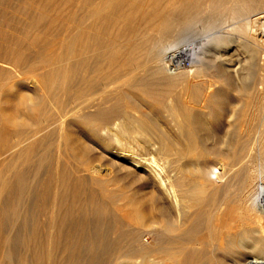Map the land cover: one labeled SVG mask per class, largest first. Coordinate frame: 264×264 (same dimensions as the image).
Here are the masks:
<instances>
[{
    "label": "bare ground",
    "instance_id": "6f19581e",
    "mask_svg": "<svg viewBox=\"0 0 264 264\" xmlns=\"http://www.w3.org/2000/svg\"><path fill=\"white\" fill-rule=\"evenodd\" d=\"M260 6L0 0V264H264Z\"/></svg>",
    "mask_w": 264,
    "mask_h": 264
},
{
    "label": "rangeland",
    "instance_id": "374dc122",
    "mask_svg": "<svg viewBox=\"0 0 264 264\" xmlns=\"http://www.w3.org/2000/svg\"><path fill=\"white\" fill-rule=\"evenodd\" d=\"M229 6H231V4H229ZM258 10V11H257ZM256 11H255V13H257V12H261L262 14L264 13V8H263V6H260L258 9H257ZM56 11H58V13L60 14V15H62V14H66V11H68V8H67V5H65L64 3H61V5L57 8V10ZM64 12V13H63ZM255 13H253V14H255ZM261 13H259L258 15H256V16H260V15H262ZM256 16H253V18H255ZM7 25V27H8V30L9 29H14L15 27H16V29H17V31H12V32H10L9 31V33L7 34L8 35V37L10 38V39H15L17 36L18 37H25V35L27 34L26 33V31H22V29H19L20 27H21V25H18L17 23H15V22H13V21H11V20H9L8 21V23L6 24ZM63 26H68V23L67 22H65L64 24H62ZM18 26V27H17ZM7 29V28H6ZM7 30V31H8ZM234 32V31H233ZM15 33V34H14ZM237 32H234V35L236 34ZM14 34V35H13ZM17 34V35H16ZM30 34V33H29ZM31 34H32V32H31ZM32 35H34V34H32ZM55 36L54 37H56V39H55V42H59V40H61L62 39V36H63V33L62 32H59L58 34H54ZM35 36V35H34ZM41 36H43V37H47L48 38V43H47V48L49 47L50 48V51H52V50H54V48H57V45L55 46L54 44H55V42L54 41H52L51 39H52V36H50L49 34L48 35H45L44 33H41ZM17 37V38H18ZM193 41V44H194V46L195 47H199L200 46V41H199V39L198 38H196V39H194V40H192ZM58 44V43H57ZM174 52V51H173ZM173 52H171V54L173 53ZM179 52V51H178ZM168 53V55L170 56V53H169V51L167 52ZM167 53H166V55L165 56H167ZM177 52H175V53H173V54H176ZM230 53V54H229ZM172 54V55H173ZM228 55H231L232 54V50H229V52L227 53ZM259 54V53H258ZM256 55V60L258 61V60H260V62L261 63H264V53H261V54H259V55ZM182 56V53H181V55H176L175 57H173V59H171V61L169 62L170 64L169 65H167L168 67L170 66L171 68H173L174 66H176V65H178L179 64V68H180V70H188L189 68H190V61H188L187 59H184V58H182L181 57ZM178 57H181V58H178ZM175 58H178V59H176V63L174 62V59ZM178 60V61H177ZM263 61V62H262ZM170 68V69H171ZM232 73V72H231ZM231 75V77L233 78V80L234 81H237L238 80V78H237V76H233L232 74H230ZM254 77H255V75H253ZM2 77H4V76H2ZM23 79H25L26 80V82H29L30 83V80H29V76H24L23 77ZM251 84H253V82L251 83ZM250 84V85H251ZM255 85V84H254ZM257 86V89H261V90H263L264 89V86L263 85H261V84H259V85H256ZM260 87V88H259ZM5 88L7 89V90H12V88H11V84L10 85H8V86H5ZM26 93H30V92H26ZM234 93V94H233ZM232 94H233V96H235L234 97V100L237 102V107H238V110H243L244 109V107H243V105L245 104V103H247V102H249V100L247 99V98H245V97H242L241 95H240V93H239V91H237V92H233ZM243 107V109H242V107ZM239 107H241V108H239ZM243 117H246V116H243ZM8 129H11V127L10 126H8ZM57 135V137H58V134H56ZM59 137H60V134H59ZM60 139V138H59ZM76 139H80L81 141H83V138H81L78 134H74V133H72L71 135H69V136H67V138L65 139V141L64 140H62V141H59V144H57L59 147H57V145H56V147H55V149L53 150V152H52V156H58V154H59V150H62L63 149V145L64 144H66L65 146H68V153H69V155L68 156H65V155H60V158H61V160L62 161H64V162H66V161H78L79 163H81V165H82V167H86V168H89L92 164H90V162H85V161H82V160H80V157H78L79 156V154L78 153H76L75 152V150L73 149V145H71L72 144V142H75V140ZM85 140V139H84ZM63 142V143H62ZM58 152V153H57ZM62 156V157H61ZM73 163V162H72ZM118 187V185H116L115 184V182L114 181H112V183H110V185H108V186H105L104 188H102L101 189V197L102 198H104V199H106V201H107V203L109 204V205H111V206H115V207H118V206H120V205H122L123 204V202H121V201H119V202H115L114 201V199L112 198L113 197V194L114 193H112V191L115 189V188H117ZM129 213H132V210L130 209L129 210ZM128 220H129V218H127ZM139 264V263H138Z\"/></svg>",
    "mask_w": 264,
    "mask_h": 264
}]
</instances>
